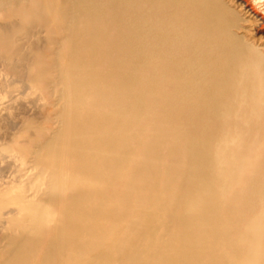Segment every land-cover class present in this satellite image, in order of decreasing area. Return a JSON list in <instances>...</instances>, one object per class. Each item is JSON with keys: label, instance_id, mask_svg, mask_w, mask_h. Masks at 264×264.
Masks as SVG:
<instances>
[{"label": "bare ground", "instance_id": "6f19581e", "mask_svg": "<svg viewBox=\"0 0 264 264\" xmlns=\"http://www.w3.org/2000/svg\"><path fill=\"white\" fill-rule=\"evenodd\" d=\"M140 1L70 0L71 17L62 9L73 34L78 30L77 15L84 14L87 25V31L69 40L73 58L69 80L77 79L71 83L75 88L71 155H91L104 162L83 165L68 178L55 171L49 198L27 207L11 223L13 234L8 250L0 254V264H34L53 231L41 264H116L124 259L133 264H221V258L228 264H264L262 155H255L251 188L263 210L239 237L237 214L244 198L231 197L247 155L256 148L264 150V54L236 34L242 11L259 13L249 0H231L240 11L216 0H145L147 8L141 14ZM119 8L132 9L133 15L127 20L116 16L126 34L106 46L108 16ZM85 50L90 55L81 59ZM151 63L152 71L147 69ZM116 76L120 82L113 88ZM144 81L146 86L133 101L119 96L123 89L128 88L129 94ZM91 95L97 99L89 103ZM109 103L112 111L106 112ZM85 105L89 107L83 111ZM160 109L163 113L157 114L142 167L129 176L126 200L122 194L115 212L107 195L110 160H117L122 174L133 155L130 133L145 131L141 119H153ZM81 112L84 120L77 123ZM131 120L138 127H131ZM170 132L189 162L183 172L168 170L161 186L158 162ZM64 143L62 135L54 138L49 155H61ZM64 191L69 195L60 213ZM127 200L128 222L122 229L117 217L124 215ZM152 200L156 211L149 210ZM160 213L178 225L161 245L155 227ZM112 217L111 226L103 228ZM142 241L147 242L144 249ZM219 243L227 246L225 253ZM91 248L100 250L93 258L87 256Z\"/></svg>", "mask_w": 264, "mask_h": 264}, {"label": "rangeland", "instance_id": "374dc122", "mask_svg": "<svg viewBox=\"0 0 264 264\" xmlns=\"http://www.w3.org/2000/svg\"><path fill=\"white\" fill-rule=\"evenodd\" d=\"M69 1L52 0L51 3H48L47 0H0V74H3V76H0V97L7 96V100L0 103V254L8 250L9 239L13 234L11 223L16 218L24 215L27 207L49 198L53 188L52 175L55 171L61 172L63 177L68 178L71 175L70 173L77 172L83 165L88 166L93 162L100 165L101 162H104V160L96 157L91 158V155H71V141L75 129V123L72 121L75 88L72 87L71 83H74V80L77 79L73 78V82L69 80V70L73 63L69 40L73 35L77 36L80 31H87V25L84 19L85 15L80 14L77 15V33L74 32L73 34L68 30L70 18L64 17L63 12H67L68 17H71L73 9L67 7ZM216 1L225 2L236 11L241 10V7L234 6L231 0ZM249 1L256 8L259 16L242 11L240 13V29L236 30V34L264 54V20H262L264 17V0ZM146 8L145 0H141V14L145 12ZM122 9L119 8L116 13H110L108 16V28L106 29L108 42L105 40L106 46L126 34L125 25L120 24L116 16L121 15L127 20L132 17L133 10ZM107 11L110 12L109 9ZM153 28L157 29V24H154ZM89 55L90 52L85 50L80 56L81 59H87ZM114 57L117 58L118 55L115 54ZM147 69L152 71L154 65L152 63L148 64ZM109 70L110 68L104 69L103 74H109ZM112 81L114 82L112 86L115 88V85L120 82L119 76L114 77ZM145 82L140 83L129 94L127 92L128 88L123 89L119 96H123L128 102L133 101L146 86L147 83ZM172 89V87L167 88L168 91H172ZM27 93L28 96L25 98ZM111 94L113 95L114 92L112 91ZM104 95V97H108L106 94ZM95 99L97 97L91 95L87 100L92 103ZM40 101L43 102L40 103ZM116 102L111 103L116 106ZM86 107L89 106L85 105L83 111ZM105 108L106 112L112 111L110 103ZM61 113L64 115H61ZM162 113L163 110L160 109L151 120L143 117L140 124L143 127L147 126L146 130L140 134L138 133L139 135L130 133V151L133 155H131L132 159L129 165L125 163L122 174H119L117 160L114 158L110 160L111 187L107 195L113 201L110 205L111 210L115 212L118 210L116 206H118L117 203H119L122 194L124 200H126V193L124 192L127 188L129 176L141 169L147 145H149V140L156 131L157 114ZM83 116L84 113L81 112L76 122L84 120ZM131 127H138L133 120H131ZM61 135L65 138L64 149L61 150L62 156L51 157L49 155L51 142L54 138L61 137ZM120 135L121 133L117 131L116 136L119 138ZM262 135L264 136V130ZM139 138L142 140L141 144L138 142ZM253 151L247 155V163L242 167L240 177L231 193V197L238 195L244 198L242 200V212L237 214V229L240 231L237 232V237L263 210L262 204L258 201L257 195L251 187L253 184L255 155H262L264 160V150L256 148ZM234 152L235 150L231 148L232 155ZM160 156L158 165H161V175L163 177L161 186H163L168 176L167 171L183 172L188 165L189 157L184 152V147L176 144L173 132L168 135L167 143L163 147ZM42 161L48 162L42 163ZM68 195V191L62 193L60 213L67 202ZM99 200L100 198H97V204L100 202ZM131 200L135 202L136 195H133ZM154 201L152 200L148 205L151 211H156ZM126 202L128 200L123 205L124 215L122 216L124 218L120 214L117 217L122 229H126L128 222ZM228 206L229 202L224 205L223 213H225ZM119 207L121 208V205ZM111 220L113 221L114 217L107 224L103 223L102 227H110ZM155 227H158L157 239L160 245L164 243L170 234L178 231V225L170 217L166 218L163 213L159 214ZM168 232L169 234H167ZM53 234L54 231L49 233L43 246L38 250L34 264L42 263ZM146 245L147 242L142 241L140 248L144 249ZM219 245L221 253H225L227 246L222 243H219ZM243 249L245 251V244H243ZM99 252L100 250L91 248L87 250V256L93 258ZM119 254L116 251V257H119ZM116 264L133 263L124 259ZM221 264H228L226 258H221Z\"/></svg>", "mask_w": 264, "mask_h": 264}, {"label": "clouds", "instance_id": "9594fccd", "mask_svg": "<svg viewBox=\"0 0 264 264\" xmlns=\"http://www.w3.org/2000/svg\"><path fill=\"white\" fill-rule=\"evenodd\" d=\"M0 76H3V74H0ZM17 87H19V86H17ZM28 96V93H27V95H25V98ZM7 100V96L5 95V96H2V97H0V103H3V102H5ZM43 101H40V103H42ZM13 155H15V154H13Z\"/></svg>", "mask_w": 264, "mask_h": 264}]
</instances>
